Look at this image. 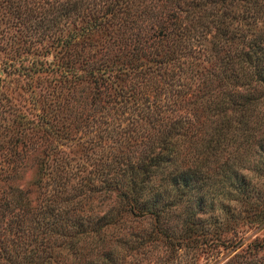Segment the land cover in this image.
Returning <instances> with one entry per match:
<instances>
[{
	"label": "trees",
	"instance_id": "16d2710c",
	"mask_svg": "<svg viewBox=\"0 0 264 264\" xmlns=\"http://www.w3.org/2000/svg\"><path fill=\"white\" fill-rule=\"evenodd\" d=\"M0 4L63 56L28 66L48 76L36 113L43 136L29 125L0 142V264H81L84 253L108 257L114 241L158 239L178 209L196 220L210 146L251 135L244 112L264 105V0ZM199 49L212 59L202 71ZM8 97L0 89V106ZM200 112L214 136L195 155L181 138L204 124ZM143 221L149 229L137 228Z\"/></svg>",
	"mask_w": 264,
	"mask_h": 264
},
{
	"label": "rangeland",
	"instance_id": "374dc122",
	"mask_svg": "<svg viewBox=\"0 0 264 264\" xmlns=\"http://www.w3.org/2000/svg\"><path fill=\"white\" fill-rule=\"evenodd\" d=\"M260 19H264V15ZM38 33L36 28L33 31L22 26L0 4V89L9 96L0 106L2 144H5L4 139L8 135H21L22 131L26 133L29 125H33L36 133L41 135L45 129L41 121H37L36 113L39 99L47 98L43 79L48 76L29 73L28 66L31 60L37 58L54 60L56 56H61V51ZM245 38L249 39L250 36L246 35ZM110 47L107 50L110 51ZM86 48L94 50V47ZM201 52L200 49L194 52V62H197L195 68L202 71V66H211L212 59L209 50L206 51L207 59L201 56ZM70 57L77 58V55ZM76 64V72H81ZM261 103L262 100L257 101L256 108L244 112L251 135L244 137V140L232 141V133H227V140L215 149L214 154V148L210 146L208 190L199 191L196 195L203 196V204L195 207L196 220L190 225L183 222L181 218L184 214L182 209H178L165 215L168 228L162 234H156L158 239L114 241L109 244L113 252L108 257L84 253L80 263L264 264V105ZM197 114L204 124L185 136L192 139L191 147L188 146V139L185 140L184 136L181 138V146L192 150L195 155L197 150L201 151L200 142L214 136L211 124L207 123L201 112ZM122 115L126 116V113ZM122 115L116 120H121ZM46 138L50 142H70L56 136L52 138L47 135ZM213 146L216 147L215 144ZM70 154L77 156L76 153ZM177 158L178 164L186 161L181 160L180 154ZM33 159L27 160L30 167L18 173L20 184L32 178ZM219 182L222 183L218 186ZM191 203L194 205L193 198ZM149 227L148 222L143 221L137 228Z\"/></svg>",
	"mask_w": 264,
	"mask_h": 264
}]
</instances>
